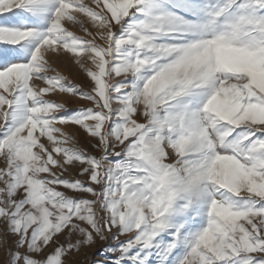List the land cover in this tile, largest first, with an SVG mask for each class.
Segmentation results:
<instances>
[{"label": "snow or ice", "instance_id": "snow-or-ice-1", "mask_svg": "<svg viewBox=\"0 0 264 264\" xmlns=\"http://www.w3.org/2000/svg\"><path fill=\"white\" fill-rule=\"evenodd\" d=\"M0 252L264 264V0H0Z\"/></svg>", "mask_w": 264, "mask_h": 264}, {"label": "rangeland", "instance_id": "rangeland-1", "mask_svg": "<svg viewBox=\"0 0 264 264\" xmlns=\"http://www.w3.org/2000/svg\"><path fill=\"white\" fill-rule=\"evenodd\" d=\"M76 34L83 35L78 30H76ZM54 67H56L57 71L60 72L62 75L67 76L70 79H73L75 83H82L85 80V77L83 76V74L80 73L79 69L74 64H72L70 61L61 62L58 65H54ZM77 106L78 105H69L70 108H74ZM122 239H126V237H123ZM106 246L107 245L97 242V244L94 247L86 249L85 251L87 252L90 259L92 260L103 259V257L101 256V251ZM74 259L77 262V264H79V262L84 259L83 253L81 255H77ZM2 261H3V253L0 252V264H2Z\"/></svg>", "mask_w": 264, "mask_h": 264}]
</instances>
